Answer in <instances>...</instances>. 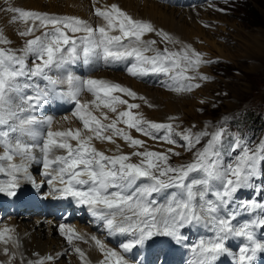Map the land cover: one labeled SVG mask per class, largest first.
<instances>
[{
  "label": "snow or ice",
  "instance_id": "snow-or-ice-1",
  "mask_svg": "<svg viewBox=\"0 0 264 264\" xmlns=\"http://www.w3.org/2000/svg\"><path fill=\"white\" fill-rule=\"evenodd\" d=\"M9 11L15 14L14 21L32 23L20 33L21 36L31 37L26 40L22 55L0 47V126L6 128L0 130V161L6 162V169L0 167V171L7 170L10 176L9 180L0 183V193L15 196L20 187L21 173L25 179L32 180L29 167L30 162L37 161L34 152L38 148L42 160L37 162L42 164L43 175L47 177V195L72 198L87 206L92 215L103 223L109 235L131 236L132 239L119 246L123 253L150 241L156 243L155 237H169L179 242L183 238L180 229L206 221L215 228V236L201 240L195 246V264H216L225 255L233 256L236 264H253L257 253L264 252V242L258 241L254 232L257 227L264 229V218L234 227L232 220L235 213L229 218H221L217 213L232 203L240 189L251 186L258 166L264 163V143L256 149H249L242 147L237 138L232 151H241L225 165L221 162L224 128L211 133L193 132L191 129L174 132L171 123L150 121L142 113L134 112L140 105L129 103L122 97H144H139L129 87L103 79L81 78L71 72L63 78L49 75L52 69H62L81 59L85 64L94 60L105 63L130 61L127 72L132 77L164 74L171 81L170 90L191 92L201 87L195 81L208 79L198 70L201 65L211 61L205 60L190 45H185L180 51L155 47V40L144 39L147 33H156L165 41H175L162 29L157 30L151 22L134 19L117 4L94 8V15L103 20L102 24L96 26L78 17L20 8H10ZM41 29V35H35ZM6 43L9 41L0 34V44ZM28 56L35 57L31 67L26 63ZM33 77L48 81L51 89L41 91L36 85L35 95L23 97L27 109L21 107L19 113L13 111L10 94L20 91L21 87H31L28 83L21 84V78ZM60 85H66L67 90L58 94L74 102L73 116L78 118L82 127L53 130V121L48 119L43 122L47 124L46 132L38 133L36 128L42 122L31 112L42 100L55 93ZM85 91L91 94L92 100L80 99ZM120 105H126V110L118 111ZM102 109L115 114V118H110ZM94 111H101L103 120ZM105 120L109 122L104 123ZM120 124L127 131L119 127ZM130 130L151 139H162L173 146L177 145L173 136H179L184 142L179 147L189 152L195 149L193 159L186 164L173 166L169 163L170 158L180 156V152L175 151L174 147L167 149V152L141 150L145 141L134 138ZM161 131L166 134L162 137L155 135ZM21 137L31 138L35 142L28 143ZM205 137H208L207 142L197 148ZM116 138L122 139L134 151H121ZM94 141L116 145L115 153L109 155L98 150ZM16 157L20 158L19 163L15 162ZM133 157H137L138 161L132 162ZM193 173L202 176L199 179L190 178ZM214 181L219 182V187L212 191ZM169 189L177 191L169 193L170 199L165 204H159L156 195ZM209 193L215 197L214 200L207 198ZM241 207L245 210L264 209V204L250 201ZM9 231L5 229L0 232V241L7 243L12 239L11 236L5 237V232ZM59 231L73 245L82 264H89L85 252L73 244L74 239L84 240L85 237L64 224L59 226ZM230 236L247 241L238 253L231 252L226 246ZM90 239L102 254L103 259L99 264H131L121 251L108 247L95 235ZM3 251L5 255L9 254L7 247ZM14 259L15 253H12L7 264H12ZM52 259L48 256L35 262L29 261L28 264H45L46 260Z\"/></svg>",
  "mask_w": 264,
  "mask_h": 264
},
{
  "label": "rangeland",
  "instance_id": "rangeland-1",
  "mask_svg": "<svg viewBox=\"0 0 264 264\" xmlns=\"http://www.w3.org/2000/svg\"><path fill=\"white\" fill-rule=\"evenodd\" d=\"M47 1L48 0H46V2ZM62 1H70V0H62ZM163 1L164 2L162 3L165 6L169 7V11H171L172 8L179 10L180 8L181 9L192 8L193 11L195 9L194 12L192 11L193 21L189 22V26L195 28V30L199 34L198 37L201 38V41L198 42V46H201V48L196 47V45L194 44H187V45H190L197 52L201 53L205 60L211 61L208 64L201 65L198 70L200 74L206 75L208 79L206 81L204 80L195 81L197 83H200L201 87L196 88L191 92H176L170 90L169 85L171 84V81L164 74L160 76V79L151 80L154 83L153 85L146 83V81H144L145 82L144 83V82L136 81L135 79L132 80L133 83L134 84L139 83L145 87L149 86L154 88H158L156 84H160L161 88L158 89H161L168 93H173V94L176 93V95L180 94V97L178 98L182 99L180 100V104H182L181 108L177 111H174L175 112V113L173 112L174 114L170 112L172 114H169V117H167L168 120H164V121L160 120L161 123H171L173 125L174 132H183L186 129H191L193 132L207 131L211 133L221 127L224 128L226 131L223 138V146L221 148V152H222L221 162L224 159V155L229 150H232V147L237 138L240 139L242 147L256 149L261 143H264V131H261L260 128L255 129L252 126L250 127L248 123L250 121L251 115L253 113H256L258 115L259 114L258 109L264 105V0H233L232 4H230L229 2L222 3V0H210L209 3L211 6L208 4L206 5L200 4L197 2L202 0H179L180 4L185 3L188 5L176 4L174 0H163ZM5 2L6 0L4 1L0 0V19L2 18L1 16L3 12L6 11L7 8L6 7L7 4ZM90 2L92 3V7H94L93 4L94 0H90ZM229 5H230V9H232L231 12H228ZM20 6L21 5L15 4V5H10L9 7L11 8L19 7L21 9V7L23 6L21 7ZM33 10L40 13H44V11L42 10L41 11L36 9ZM46 13L52 14V12H48V11H46ZM55 15H59V13ZM68 15L69 17L75 16L81 18L79 15H73V14H68ZM97 18L100 20V23L96 21V25L102 24L103 20L99 17ZM19 22L25 25V27L20 31V33L22 31H25L26 28L30 26V24L32 23L31 21H28L27 23L25 22L22 23L23 21H19ZM37 23L39 22L37 21ZM151 24L157 30L162 29L164 32L168 33L173 40V36L169 31L163 28H157L153 22H151ZM3 26L4 25L0 21V34H2L3 37L7 41H9V43L0 44V46L5 49H11L12 51L16 52L18 55H22L23 54L22 50L25 46V42L27 39L31 37L23 36V41L17 42L14 38L9 37V35L5 32ZM42 31L43 29H41V31L36 32L35 35H41ZM207 39L216 41L218 47L216 48L215 45L209 43ZM145 40L161 41V43H164L166 47L172 51H176L178 47L179 48L177 51H180L184 47L179 42L173 43L170 41H165L160 36H157L156 33H152V35H150ZM161 43L159 44L156 43L155 47L158 45V48L160 50H163L166 47ZM151 54L152 53H148V55ZM218 58L220 59V61ZM34 60L35 57L33 56L27 57L26 63L28 64L29 67L32 66ZM101 62H102V67L99 68ZM103 64L110 65L112 67L120 66L122 67V69L126 68L124 61L105 63L100 60L99 61L94 60L89 64H85L82 61L81 63L76 64V68L83 69L84 71L88 72V75L85 78L88 77H92L96 79L104 78L103 80H106L108 78L109 80L108 79L107 80L110 82L113 81L112 83L119 82L121 86L129 87L130 89L132 88V90L134 88V91L137 92V95L139 97H144V99H132L126 96H123L122 98L127 99L129 103H136V101H141V106L133 111L142 113L146 119L156 122L155 121L156 119L150 118L149 113H147L145 109L148 108L149 111H152V109L156 108L157 105L152 103L148 98V96L138 91L137 90L138 88L133 87L132 84L125 82V80L122 81L123 79L120 80L121 82L115 79L116 77H114V74L116 73H111V72L114 71L120 73L121 76H123V78H129L131 81L132 78L131 76H129V73L128 72L123 73L122 71L119 70L107 69L106 66H104ZM98 68L101 71H98L97 70ZM101 74H108L111 77V80L110 77L101 76ZM189 74L191 75L192 73ZM54 75H56L59 78L64 77L60 70H56L54 72ZM145 76L150 79L156 77V75H151V74ZM32 80L35 81L36 79L32 78ZM30 81H31L30 79H26V78L24 79V83H29ZM62 90L66 91L67 86L66 85L58 86L56 92L52 93L49 97L52 98V97L60 96L58 93ZM25 93L26 95H35L36 90L28 91L25 90L23 87H21L20 91L14 92L13 95H11V101H10V107L13 111H17L19 113V109L21 107L27 109V104L23 99V97H26ZM190 93H192V95H189ZM185 94H188V96L187 95L183 96ZM117 95L120 94L117 93ZM49 97L46 99H49ZM87 97H88L87 93L83 92L81 93L80 99L82 101H86ZM84 98H86V100H84ZM185 100L186 101L188 100V102H186ZM187 109H189V111H187ZM123 110H126V105L118 106V111H123ZM101 111L107 112V115L110 118H115V114L111 113L107 109H102ZM101 111H94V114L103 120V117L101 116ZM20 114L24 115L27 113H20ZM65 115L66 117H71L68 113L61 115V117ZM170 118H174V119H170ZM72 120L73 122L67 121V123L70 124L71 126L70 128L75 129L82 127L81 122L75 121L74 119ZM103 122L108 123L109 121L105 120ZM118 126L121 128H125L123 124H120ZM258 126L260 127L259 122H258ZM262 126H264V124ZM0 130H6V128L4 126H0ZM125 130L127 131L126 128ZM130 131H131V135L134 138H138L141 140L142 139L150 140L149 137L143 136L142 134L136 132L135 130H130ZM162 134L165 135L166 133L163 132ZM155 135L157 136L156 133ZM173 138L176 139L177 141L176 146L169 145L166 142L165 145L168 147V149L170 147H174L175 151L180 152L181 155L178 157L174 156L179 163L172 165L173 166L180 165L182 159L183 162L186 161L191 162L190 160L193 159V152L195 151V149H193V152H189L186 150V148L179 147L180 144L184 143L179 136L174 135ZM201 141H204V138ZM93 143L95 144L98 150L104 151L106 154L111 155L110 153L112 154L115 153L116 146L113 144H112L113 147L110 149L107 148L105 145H103V143H100V141H94ZM116 144H118L120 146V149L122 150H126L129 147L126 143L121 142V140L119 139H116ZM144 149H149V147H146ZM240 151H241L240 149H236L235 151L236 156L240 153ZM157 152H161V151H157ZM184 154L187 156H185ZM233 158H234L233 153L228 155L225 158L224 164L226 165L232 162ZM133 161L137 162L138 160L136 161V158L134 157ZM0 164H6V162L0 161ZM258 169L260 170L262 175L258 176L260 178L255 180L256 183L252 181L251 186L248 187L249 192L247 187H245L239 190L242 193L238 191L240 195L238 194V192L235 194V195L238 194L239 200L242 202V204L248 203L252 200H257L258 202L264 203V163H261L258 166ZM261 176L263 177L261 178ZM143 182L146 181H138V183H143ZM217 183L218 182L216 181L212 182V191L216 190ZM245 193H247L248 195H245ZM164 194L165 193H161L162 197L158 200L159 204H165L167 200L170 199L169 197L164 198ZM207 198L214 200L215 197L210 194ZM238 205H239L238 200L233 198L232 203L227 207H223L221 211L217 213V215H219L221 218H225L223 216L224 213H228L230 211L231 213L230 212L229 213L232 214L233 212L238 210V208H242V207H238ZM229 213L224 215H229ZM244 216H246V218H250L249 222L256 220L255 215L252 212L250 213L237 212L235 214V219L232 220L233 226L240 227L241 225H243L246 220ZM97 222H94L95 224L94 223L92 224V226H94L92 230L93 233L92 236L95 235L94 233H96L98 235V236L96 235V237L98 238L99 237L98 230H100V228L97 227ZM205 223L211 231L215 232V228L210 223L206 221ZM84 228L90 230L89 226H84ZM256 229L254 230V232L256 231ZM184 231L187 233L185 229ZM195 231H197V229H194L193 233L198 232ZM260 231L264 233V230H262L261 228ZM115 236L117 237L116 241L119 244L125 241L127 242V240L129 239H132L131 236L125 237L128 239L125 238L121 239L122 235L119 234ZM262 238H264V236H262ZM242 239L245 241L244 238ZM85 243H87L86 244L87 247ZM190 243L191 246L196 245V241L194 242L190 241ZM76 244L77 246L79 244L80 248L81 249L83 248L82 250H84V252L85 251L89 252L90 250L96 249V247L94 246V242L93 241L91 242L90 237L86 242L76 243ZM117 250H122V249L117 248ZM232 250H234L233 253H238L239 249L233 248ZM95 251L98 252L99 250L97 249ZM86 252H85L86 257L91 258V259L88 258L89 264H95L96 261L100 262L103 259V257L101 256L102 254L100 252H98L97 254L98 255L101 254L99 256L101 259H99V257L94 259V257L89 256V253ZM136 253L138 252H134V253L128 252L126 253L125 258L129 260L131 264H134L137 261H133L132 257ZM75 255L78 254H75L73 250L62 252L58 254L56 258H54L53 264H72V258ZM227 260L236 263V261L233 259V256Z\"/></svg>",
  "mask_w": 264,
  "mask_h": 264
},
{
  "label": "bare ground",
  "instance_id": "bare-ground-1",
  "mask_svg": "<svg viewBox=\"0 0 264 264\" xmlns=\"http://www.w3.org/2000/svg\"><path fill=\"white\" fill-rule=\"evenodd\" d=\"M44 2H46V0H16V1L6 0L5 3L7 4L6 6L7 8H6V11L3 12L1 16L2 18L0 19V21L4 25L3 27L5 29V32L9 35L10 38H14L17 42L23 41V36L20 35V31L25 27V25L21 24L19 20L14 21L13 16L15 14L9 11V9L11 8L9 6L15 5V4L31 9V11L33 9L40 10V11L42 10L44 11V13L48 11V12H52V14L59 13L60 16H68V14L79 15L81 18H85L84 20L88 21L92 25H96V21L100 23V20L93 13L94 9L92 7V3L90 2V0H75V1L74 0L73 1L71 0L70 1L48 0L46 3ZM93 4L95 7H105V8L108 7V5L110 7L112 4H117L123 11H125L131 16H134L136 19H143V20L145 19L144 21H147V22L151 21L154 23V25L157 28H163L169 31L172 34L173 40L175 42H179L183 46L187 44H194L196 45V47L201 48V46H198V42L201 41V38L198 37L199 34L195 30V28H192L189 26V22L193 21L192 8H189V9L180 8V10L172 8V10L169 11V7L165 6L162 2H159L158 0L157 1H154V0H99L98 3H93ZM207 40L209 43H212L213 45H215L216 48L218 47L216 44V41L209 40V39ZM111 73H116L114 74V77H116L115 79L119 81L123 79L122 81L125 80V82L132 84L133 87L138 88L137 89L138 91L148 96L150 101L154 103L155 105H157V107L152 109V111H149L148 108L145 109L147 113H149L150 118L152 119H156L159 121L168 120L167 117H169V114H172L174 111L179 110L182 106V104H180V100L182 99L178 98L180 97V94L176 95V93L175 94L168 93L158 88L149 87V86L145 87L139 83H138L139 85L136 83L134 84L132 81L134 80L133 78L130 81L129 78H123V76H121L120 73H117L114 71ZM101 76L110 77L108 74H101ZM110 80H111V77H110ZM186 95L188 96V94H185L183 96H186ZM189 95H192V93H190ZM26 96H29V95H26ZM48 100L49 99L42 100L39 106L44 105ZM84 100H86V98H84ZM186 102H188V100ZM187 111H189V109H187ZM65 117L66 115L62 117L59 116L57 120L55 121L53 128L55 129L70 128L71 126L70 124L67 123V121L73 122V120L71 119V117H68V119L65 120L64 119ZM142 140L145 141L144 148L149 147V149L147 150L165 152L164 150L156 148L149 144L155 141H152L151 139L150 140L142 139ZM100 143H103V145H105L107 148H110V149L113 147L112 144L108 142H100ZM142 150H145V149H142ZM121 151H123L124 153H130L134 151V149L131 147H128L126 150L121 149ZM135 158L137 161L138 158L137 157ZM182 162H183V159H182ZM0 167H3L6 169V164H0ZM7 177H8L7 170L0 171V183L6 182ZM244 217L246 219L244 224L249 223L250 218H246V216ZM9 227H10L9 230L11 231L7 232L5 237L7 238L8 236H11L12 239L8 240L7 243L0 241V264H7L12 253H15V259L12 260V264H28L29 261L35 262L39 259H44L48 256H51L53 259L46 260L45 264H53V260L54 258H56L58 254L62 252H67L69 250L74 251L73 247L71 248L67 243H65L63 240H61V238L58 237V235L56 234V228L54 227V225L49 220H44L42 215L35 216L29 221L25 220L22 217L20 219H17L11 222ZM82 227L84 228V226ZM184 229L187 231V233L184 231ZM194 229H197L198 232L195 231L197 233H193ZM180 232L183 238L179 241V243L182 244L183 247L190 246L192 249V253L194 254L196 259H197L196 254L193 251L195 246L201 240H208V239L214 238L215 236V232L211 231L208 228L205 221L186 225L184 228L180 229ZM94 234L95 236L97 235L96 233ZM262 236H264V233L260 231L259 227H257L255 231L256 239L260 242H264V238H262ZM125 237H126L125 235H122L121 239ZM125 239H128V238H125ZM154 240L156 241V243H152L151 241L146 243L154 248L152 254H150L149 250L145 248H141L143 245L136 246V248L133 249L131 253L138 252L141 254V257L147 254L150 258H152L153 255L155 254V251L159 247V245L165 243L168 246L167 251L164 254V256H166L170 250V243L177 242L176 240L169 238V237H155ZM13 241H15V244L13 243ZM190 241L191 242L196 241V245L191 246ZM246 243L247 241L246 240L244 241L241 237L230 236L228 241L226 242V246L230 249L231 252H233L234 251L232 250L233 248L239 249L241 246H243ZM16 244H18V247L16 246ZM86 244L87 243H85V245ZM75 246H77V244H75ZM5 247L8 248V251H9L8 255L4 254L3 250ZM95 250H90L89 252L87 251L89 253V256L94 257V259L98 258L101 255L100 253H99L100 255H98L97 253L99 251L97 252ZM231 257L232 256L230 255L221 256L220 259L216 262V264H234L233 262H230L227 260ZM260 257H264V252H258L255 258H260ZM99 259L101 258L99 257ZM195 261H194V264H195ZM72 264H82L78 255H75L72 258ZM95 264H99V262L96 261ZM134 264H140V263L139 261H137Z\"/></svg>",
  "mask_w": 264,
  "mask_h": 264
}]
</instances>
